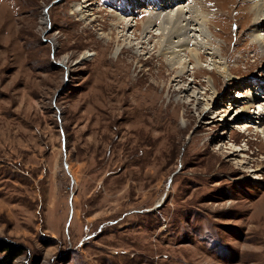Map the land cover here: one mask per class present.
Returning a JSON list of instances; mask_svg holds the SVG:
<instances>
[{
	"label": "rangeland",
	"instance_id": "374dc122",
	"mask_svg": "<svg viewBox=\"0 0 264 264\" xmlns=\"http://www.w3.org/2000/svg\"><path fill=\"white\" fill-rule=\"evenodd\" d=\"M260 2L0 0V238L25 247L13 264H264ZM183 4L181 82L162 53ZM152 14L148 54L133 38ZM133 42L142 62L120 54L123 77L101 61ZM138 77L156 84L145 104Z\"/></svg>",
	"mask_w": 264,
	"mask_h": 264
},
{
	"label": "bare ground",
	"instance_id": "6f19581e",
	"mask_svg": "<svg viewBox=\"0 0 264 264\" xmlns=\"http://www.w3.org/2000/svg\"><path fill=\"white\" fill-rule=\"evenodd\" d=\"M169 0H166V3L167 4H170L168 3ZM261 2L258 3L256 5V10H257V16H260L262 15V20H259V18H257L258 20L255 22V25L256 26H261V21L264 20V0H260ZM259 2V1H258ZM165 3V4H166ZM89 5H92L91 3ZM163 5V4H161ZM188 5V4H187ZM168 7V5H165V7ZM154 7V6H153ZM157 7V6H156ZM183 7L185 9L186 5H182V6H179L177 8V10L174 12L173 10H171L166 16H167V19L164 20L166 21V23H170V26L167 27L169 28L168 29V32H167V35L165 36V48L163 49L164 50V53H162V55H165L168 59V70L167 71H173L175 72V77L179 79H182L181 82H184L186 80V76H187V73H188V69L186 70V66H187V62L188 60H184L183 58V55H181V51H186V48H184L186 45H185V40H186V34L184 33H189L191 31L188 30L187 28V24L188 23H184L185 21H187L186 19V16H185V11H180L179 9ZM188 7V6H187ZM157 9V8H156ZM192 9V8H191ZM152 11V9H151ZM158 12V11H157ZM167 12V11H166ZM192 12V11H191ZM159 13V12H158ZM155 14V12H154ZM155 15H151L149 19H151V21L147 22V23H143L142 26H140V30H141V34L140 36L138 37L137 34H135L137 37H134L133 40L137 41L138 42V45H140L141 49H144L145 51L148 50V54H152L154 52H156V47L155 48H150L148 49L149 47V44L151 43V41L154 39V36L150 37V38H147L146 39V36L147 34L151 33L153 30L152 28V21H153V17ZM127 16L126 15H123V16H120L118 18V20L116 21V23L119 25V24H122L121 26V29L123 28V30H120L119 32L122 33L121 35H119L118 37H125L126 36V32H128V30L133 27L131 25L132 21L130 20V18H126ZM156 17H161V16H156ZM194 19V18H193ZM190 20V19H188ZM189 22V21H188ZM191 22V21H190ZM193 22V21H192ZM191 22V23H192ZM196 22V21H195ZM115 23V22H114ZM190 23V24H191ZM263 23V22H262ZM191 26V25H190ZM119 28V27H118ZM188 30V31H187ZM135 32V31H134ZM159 33V32H158ZM163 33V32H162ZM161 33V34H162ZM134 34V33H133ZM132 34V35H133ZM160 34V35H161ZM164 35V34H163ZM130 38V37H128ZM128 38L124 39V40H127ZM190 38V37H189ZM145 39V40H144ZM193 38H191L192 40ZM196 48L194 49H191L192 51H190L189 55L191 56L190 60L193 61V63H197L200 61L201 59V56H202V53L200 51L201 48H204L203 46V43H200V41L198 40V38L196 37ZM255 39L257 40L258 43H260V46L264 49V34L263 36L261 34H257V36L255 37ZM187 41V40H186ZM190 41V40H188ZM137 42H133V43H129V47H125L126 49H122L121 52L119 53V57L117 58V61H115L114 59H111V58H103L101 61L103 62V64H105V66H109V67H113L115 66L116 69L115 71L118 70L119 74H121L122 76V73L125 71V68H126V64H123L122 62L119 63V60H120V54H123L124 52H131L133 53V56L135 58H140L141 55H143L142 53H137L134 51L135 49V45L137 44ZM147 43V44H146ZM147 45V46H146ZM161 45V43H160ZM191 45V44H190ZM199 45V46H198ZM163 46V47H164ZM168 54V55H167ZM122 59V58H121ZM142 62V57H141V60L138 61V63H141ZM150 62V61H149ZM216 63V62H215ZM214 63V64H215ZM177 66V67H176ZM211 66V65H210ZM216 67V66H215ZM166 67L164 66H161V68L159 69L158 73L157 74H154V73H150L149 75L152 76L153 78L156 77V75H164L165 74V69ZM197 72L200 71V67H197L196 68ZM140 71H144V70H140ZM205 71V70H204ZM107 76H110V75H107ZM225 76H229V78L231 77L232 78V74L229 75V72H228V75H225ZM123 77V76H122ZM136 78V77H135ZM174 78V77H173ZM148 79V78H146ZM160 79V78H159ZM171 80V79H169ZM177 80V79H176ZM233 79H231L232 81ZM172 81V80H171ZM173 81H175V79H173ZM178 81V80H177ZM195 81V79H194ZM179 82V83H181ZM214 83H216V81H214ZM149 84V83H148ZM142 78L138 77L135 81V87L132 86V90H134V93L135 95H133L134 97V101L136 102H140V103H144L147 102V100L149 98H151V96L149 94H147V92L149 91H153V89L155 90L156 89V84H153L150 86V88H147V91L146 92H142L138 89V86L139 87H142ZM141 89V88H140ZM183 90H186L187 88L185 87H181L180 90L182 91ZM115 94L118 93V89H115L114 92ZM123 93H124V90H123ZM109 94V92H108ZM156 95V94H155ZM243 96V95H242ZM241 97V95H240ZM114 98V97H113ZM160 97L159 96H156L154 97L155 100H158ZM122 101H124V104L126 103H129V100H128V97L127 95L125 96L124 94L122 95ZM249 102H251L250 98H247ZM133 104V101L131 102ZM250 104V103H249ZM123 106V105H122ZM121 107V106H120ZM157 107V106H156ZM126 108V107H125ZM134 111L129 115L125 116L124 119L125 120H135L136 118H140V116L142 115L141 113H143L141 111L144 110L142 108V105L141 107H134ZM145 108L147 109V107L145 106ZM167 109V108H166ZM168 111V110H167ZM189 111V110H188ZM145 112V110H144ZM146 113V112H145ZM258 113V112H257ZM154 114V113H152ZM110 115V114H109ZM112 117V116H111ZM165 117V116H164ZM259 124L260 126H263L264 125V109H262V111L259 112ZM258 125V124H257ZM264 131V130H263Z\"/></svg>",
	"mask_w": 264,
	"mask_h": 264
},
{
	"label": "trees",
	"instance_id": "16d2710c",
	"mask_svg": "<svg viewBox=\"0 0 264 264\" xmlns=\"http://www.w3.org/2000/svg\"><path fill=\"white\" fill-rule=\"evenodd\" d=\"M25 247L10 240L0 238V264H13L24 254Z\"/></svg>",
	"mask_w": 264,
	"mask_h": 264
}]
</instances>
